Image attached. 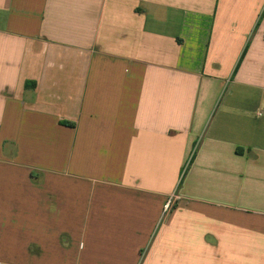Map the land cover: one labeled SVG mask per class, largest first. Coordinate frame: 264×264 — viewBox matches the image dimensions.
Instances as JSON below:
<instances>
[{"label":"crops","instance_id":"0c3cea01","mask_svg":"<svg viewBox=\"0 0 264 264\" xmlns=\"http://www.w3.org/2000/svg\"><path fill=\"white\" fill-rule=\"evenodd\" d=\"M0 264H264V0H0Z\"/></svg>","mask_w":264,"mask_h":264},{"label":"built area","instance_id":"2783aa9c","mask_svg":"<svg viewBox=\"0 0 264 264\" xmlns=\"http://www.w3.org/2000/svg\"><path fill=\"white\" fill-rule=\"evenodd\" d=\"M171 204H172V200L170 199L167 201V203L165 205V210H168L170 208Z\"/></svg>","mask_w":264,"mask_h":264}]
</instances>
